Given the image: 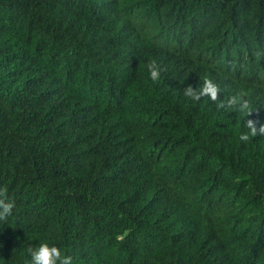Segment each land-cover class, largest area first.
<instances>
[{"label": "trees", "instance_id": "trees-1", "mask_svg": "<svg viewBox=\"0 0 264 264\" xmlns=\"http://www.w3.org/2000/svg\"><path fill=\"white\" fill-rule=\"evenodd\" d=\"M206 78L252 115L184 96ZM249 119L264 0H0V264L44 242L72 264H264Z\"/></svg>", "mask_w": 264, "mask_h": 264}, {"label": "clouds", "instance_id": "clouds-1", "mask_svg": "<svg viewBox=\"0 0 264 264\" xmlns=\"http://www.w3.org/2000/svg\"><path fill=\"white\" fill-rule=\"evenodd\" d=\"M147 70L149 78L153 82L159 80L161 68L155 60H152L147 64ZM183 94L193 101H200L203 97H208L212 102L220 101L217 104V107L220 109L226 107L229 109L234 108L241 113H246L247 116H250L253 113L249 101L244 99L242 94L240 96H232L227 100V103L220 100L219 86L207 78L204 79L203 83L195 90L191 85L184 88ZM244 127L248 131L240 133L239 140L241 142L247 143L251 138L257 136L264 137V123H260L258 120L249 119L244 124ZM15 206V202L9 200L7 197V189L0 188V221H6L7 218L12 215ZM27 252L31 258L30 264H72L71 256L63 254L58 247L49 246L46 242L39 244L37 247H29Z\"/></svg>", "mask_w": 264, "mask_h": 264}]
</instances>
